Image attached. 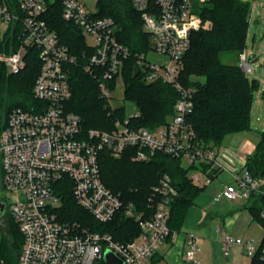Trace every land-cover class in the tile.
<instances>
[{"label": "built area", "instance_id": "2783aa9c", "mask_svg": "<svg viewBox=\"0 0 264 264\" xmlns=\"http://www.w3.org/2000/svg\"><path fill=\"white\" fill-rule=\"evenodd\" d=\"M209 1L132 0L151 40L150 50L137 55L139 73L147 83L162 81L172 86L178 100L174 115L159 128H135L131 120L136 115H125L115 119L111 131H103L86 130L82 118L67 110L71 97L69 73L70 67L81 65L97 81L100 98L114 114L116 109L110 103L114 89L110 84L120 77L124 60L130 56L118 41L115 21L97 17V10H90L85 0H0V24L7 26L6 32L9 27L16 30L20 42L16 51L1 54L0 60L10 74H18L25 67L29 48H34L41 63L33 88V97L41 106L31 111L13 109L0 136V196L5 195L0 200L7 202V212L24 239L18 264H107L108 251L123 264H150L168 238L176 237L168 226L171 204L178 195L171 178L163 175L152 188L149 208L138 211L103 184L100 156L104 150L113 157L133 150V159L138 162L149 161L157 153L179 159L191 168L193 184L202 188H207L214 176L229 172L232 182L215 200L251 202L264 197V181L254 179L245 167L232 168L227 163L228 151L206 148L188 122L194 108V90L181 82L183 60L191 48L192 34L212 27L200 15ZM242 1L252 5V12L256 0ZM53 9H59L63 20L86 37L82 64L51 28L47 17ZM152 54L158 59H152ZM239 58L242 70L250 73L245 51ZM68 191L99 222H111L124 211L138 223L140 234L122 243L111 234L63 219V198ZM260 218L262 235L256 242L216 231L225 258L231 257L233 248L240 247L250 262L256 257L264 262V210ZM187 247V262L201 264L195 236L188 237Z\"/></svg>", "mask_w": 264, "mask_h": 264}, {"label": "trees", "instance_id": "16d2710c", "mask_svg": "<svg viewBox=\"0 0 264 264\" xmlns=\"http://www.w3.org/2000/svg\"><path fill=\"white\" fill-rule=\"evenodd\" d=\"M251 8L250 3L242 0H210L200 15L211 22L212 27L192 34L191 48L183 60L181 82L186 88L194 90V108L188 122L198 141L206 148H220L228 136L251 130V107L257 81H250L239 63L224 61L227 55L238 54L240 57L245 51ZM97 17H110L115 21L118 41L130 52L119 78L124 83L125 99L131 101L139 113L131 120L132 125L135 128L156 129L167 124L175 113L178 93L162 81L147 83L142 72L136 75L137 55L150 50L151 40L143 30L141 15L133 7L132 0H97ZM47 19L61 42L79 57L82 64L87 40L81 30L63 20L59 9L49 11ZM19 46L17 31L9 27L0 37V55L11 54ZM40 70L41 63L34 48H29L25 67L18 74H10L0 60V136L13 109L31 111L41 106L33 97ZM119 78L110 84L113 89ZM69 85L71 97L67 110L82 118L86 130L111 131L115 119L125 117L124 108H117L114 114H110V109L100 98L97 81L81 65L70 67ZM133 155V150H127L115 158L104 150L100 156L103 184L125 205L132 203L138 211L144 212L149 208L152 188L163 175H168L178 190L171 204L168 226L173 234H180L189 210L206 188L193 184L191 168L185 167L179 159L157 153L149 161L138 162ZM245 168L254 179L264 180V132L259 135L253 153L247 157ZM259 203L264 205V197H256L246 209L260 221L262 209ZM62 212L63 219L80 223L95 232L111 234L118 242H129L141 232L138 223L124 211L119 212L111 222L97 221L77 203L71 191L65 193ZM7 215V226L2 228L0 225V261L13 264L19 259L20 246L24 241L18 224ZM158 256L159 253L150 264H157ZM251 264L264 262L256 257Z\"/></svg>", "mask_w": 264, "mask_h": 264}, {"label": "rangeland", "instance_id": "374dc122", "mask_svg": "<svg viewBox=\"0 0 264 264\" xmlns=\"http://www.w3.org/2000/svg\"><path fill=\"white\" fill-rule=\"evenodd\" d=\"M197 0H193L196 3ZM88 7L92 11L97 10V0H85ZM250 25L248 30V38L246 42L245 53L247 55V63L251 67L252 71L247 73V76L250 81L256 80L257 87L253 92V102L251 107V119H250V136L251 140H245L238 138V142H234L233 138L228 137L226 139V145L230 144L238 153L251 154L254 151L253 144L257 143V137L264 132V0H256L254 8L250 14ZM7 26L0 24V37H3L6 33ZM152 59H158L157 55H151ZM224 61L227 63H240V58L238 54H231L224 57ZM125 87L122 79H118L115 89L111 92L110 103L114 109L124 108L127 117L132 115H138V111L134 107L131 101L125 99ZM248 132V133H249ZM247 133V132H244ZM234 142V143H233ZM254 144V146H255ZM230 146V145H229ZM248 147V150L245 148ZM223 150H231L228 146H224ZM245 158L241 156V158ZM116 158V157H115ZM119 158V157H117ZM260 181V180H259ZM264 181V180H263ZM232 177L229 172H222L216 177L211 184L208 185L206 190L201 193V195L196 199L198 202L200 197L207 196L211 200L220 197L225 186L231 184ZM1 198H5L4 193L1 194ZM250 204L249 201L243 199L237 200H226L221 198L219 202L214 203L209 206L208 213L216 214L214 219L203 225L201 230L195 232L197 238V258L201 261L202 264H250V261L247 257L241 255L242 250L240 247H235L232 250L231 257L225 258L222 253V247H219L218 244L214 246L212 241L218 239L216 233L217 230L221 229V235H230L234 239H250L253 241H258L262 235V225L261 222L251 216L249 211L246 209ZM260 208L264 210V205L259 203ZM10 218L14 221V219ZM15 222V221H14ZM6 223H9L8 215L6 219L0 221L2 228L6 227ZM177 237V236H176ZM23 238V237H22ZM175 238L170 240V248L168 251H165V248H162L164 253H159L157 264H176L177 259L182 264H189L183 258L182 251L179 253L180 256L177 259H174L170 252L173 249H176L177 242L174 243ZM24 241V239H23ZM20 246V250L22 248ZM181 247V244H179ZM180 249V248H179ZM175 251V250H174ZM13 264H18V261H15ZM95 264H104L102 261H97Z\"/></svg>", "mask_w": 264, "mask_h": 264}, {"label": "crops", "instance_id": "0c3cea01", "mask_svg": "<svg viewBox=\"0 0 264 264\" xmlns=\"http://www.w3.org/2000/svg\"><path fill=\"white\" fill-rule=\"evenodd\" d=\"M228 137H230L231 139L233 138V141L234 142H238L237 141L238 138H242V139H245V140H251L252 139L251 136H250V132L249 133L247 132V133L234 134V135H231V136H228ZM257 139H259V136L257 137ZM225 143L226 142H224V144H223L222 147L217 148V149L218 150H223V147L224 146L225 147L228 146L231 150H233L234 154L230 150H227L228 153H229V159H230V160L227 161V163L232 168H238V169L239 168L240 169L244 168L245 167V163H246V159L249 156V154H245L246 151H244L243 153L241 152L239 154L238 151H236V149H234V147H232V145L230 144L231 142H229L228 145H226L228 142L226 144ZM254 144H253V148L255 149L256 144H255V146H254ZM245 150H248V147L245 148ZM241 156L246 157V159L243 158V157L241 158ZM198 200H199L198 202H196L197 200H195L194 206L189 210V212H188V214L186 216V219H185L184 228L182 229V232L180 234H177L176 235L177 237H175L174 243L177 242V246H176L177 248L176 249H173V251L171 250V252H170L171 256L174 259L179 258L180 256H178V255L182 251L183 258L185 259V262L187 261L186 260V252L188 250V247H187V239H188V237L190 235L191 236H195L196 243H197V238L198 237L195 235V232H197L198 230H201V228L203 227L204 223L205 224L210 223L214 219V217L216 216V214H210V213H208V209L207 208L209 206L213 205V202L214 203L219 202L220 199L219 200H211L209 197L203 196V197H200ZM217 237H218V239H216V240H213L212 239V241L214 243V246L216 244H218L219 247H222V242L220 240V235H218ZM242 239H244V238H242ZM246 240H250V239H246ZM251 241H253V240H251ZM170 244L171 243L168 242L162 248H165L166 249L165 251H168L169 248H170ZM179 244H181V247H180ZM162 248L160 249L159 253H164V251L162 250ZM241 255H243V254L241 253ZM176 261H177L176 264H182L180 261L178 262V259ZM200 263H201V261H200ZM250 264H251V262H250Z\"/></svg>", "mask_w": 264, "mask_h": 264}, {"label": "water", "instance_id": "95a60500", "mask_svg": "<svg viewBox=\"0 0 264 264\" xmlns=\"http://www.w3.org/2000/svg\"><path fill=\"white\" fill-rule=\"evenodd\" d=\"M137 74H139V69L137 70L136 75ZM7 206V202L0 200V221H3L5 219ZM105 262L107 264H123L118 257H116L113 253L109 251L105 255Z\"/></svg>", "mask_w": 264, "mask_h": 264}, {"label": "flooded vegetation", "instance_id": "af4514ba", "mask_svg": "<svg viewBox=\"0 0 264 264\" xmlns=\"http://www.w3.org/2000/svg\"><path fill=\"white\" fill-rule=\"evenodd\" d=\"M7 209H8V206L6 207V215L8 214Z\"/></svg>", "mask_w": 264, "mask_h": 264}]
</instances>
